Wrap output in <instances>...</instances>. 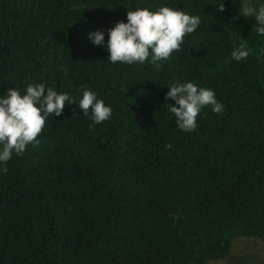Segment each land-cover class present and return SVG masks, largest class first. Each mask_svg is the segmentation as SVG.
<instances>
[{"label":"trees","instance_id":"1","mask_svg":"<svg viewBox=\"0 0 264 264\" xmlns=\"http://www.w3.org/2000/svg\"><path fill=\"white\" fill-rule=\"evenodd\" d=\"M165 6L200 17L181 50L155 64L111 63L108 30L128 11ZM242 7L0 0V98L43 83L74 100L0 170V264H208L236 238L264 244V36ZM97 30L105 46L89 40ZM241 44L252 52L233 60ZM189 81L224 106L204 107L194 132L179 129L165 99ZM85 88L113 108L108 120L83 115Z\"/></svg>","mask_w":264,"mask_h":264},{"label":"clouds","instance_id":"2","mask_svg":"<svg viewBox=\"0 0 264 264\" xmlns=\"http://www.w3.org/2000/svg\"><path fill=\"white\" fill-rule=\"evenodd\" d=\"M224 10L223 2L217 11ZM241 12L242 16L255 19L256 32L264 36V5L258 8L243 6ZM127 21L118 22L108 30L106 48L108 59L113 64H143L150 55L151 63L166 61L174 52L181 50L184 38L195 32L201 23L199 16L166 6L157 11L147 7L128 11ZM88 38L95 46H105L103 30L89 33ZM251 52L252 49L241 44L232 51V59H247ZM169 89L165 99L175 101L176 106L169 105L170 112L184 132L196 131L197 117L204 107L211 106L215 113L224 110L211 88L198 87L189 81L173 83ZM72 103L74 100L68 93H60L43 83L30 84L25 89L8 88L0 98V170L6 174L8 168L3 165L12 159L13 154L21 155L29 144L39 143L37 137L42 133L48 117L52 114L61 116L65 105ZM79 107L84 116L90 117L93 125L108 120L113 113V108L106 106L88 88L83 89ZM93 125H90V131Z\"/></svg>","mask_w":264,"mask_h":264},{"label":"rangeland","instance_id":"3","mask_svg":"<svg viewBox=\"0 0 264 264\" xmlns=\"http://www.w3.org/2000/svg\"><path fill=\"white\" fill-rule=\"evenodd\" d=\"M257 1L260 0H241V3L243 6H252ZM208 264H264V244L254 238H236L223 260Z\"/></svg>","mask_w":264,"mask_h":264}]
</instances>
